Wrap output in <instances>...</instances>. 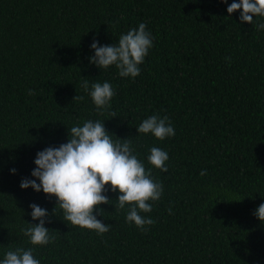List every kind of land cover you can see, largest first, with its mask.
Returning <instances> with one entry per match:
<instances>
[{
  "label": "trees",
  "instance_id": "obj_1",
  "mask_svg": "<svg viewBox=\"0 0 264 264\" xmlns=\"http://www.w3.org/2000/svg\"><path fill=\"white\" fill-rule=\"evenodd\" d=\"M239 0H0V261L9 250L33 248L40 264H264V30L241 22ZM146 23L153 37L135 77L89 62L90 45L118 43ZM108 82L110 107L98 110L82 88ZM32 94H29V93ZM83 96V100L73 98ZM115 114V117L112 115ZM152 115L167 116L175 135L139 134ZM112 117V118H111ZM101 121L112 140L163 185L147 231L125 222L120 194L93 214L108 232L64 220L56 197L21 189L36 153L58 147L69 130ZM152 147L168 153L167 171L150 165ZM15 169V173L10 170ZM206 170V175L200 172ZM39 183V181H36ZM48 212L55 237L31 245L22 229L37 224L30 204Z\"/></svg>",
  "mask_w": 264,
  "mask_h": 264
},
{
  "label": "clouds",
  "instance_id": "obj_2",
  "mask_svg": "<svg viewBox=\"0 0 264 264\" xmlns=\"http://www.w3.org/2000/svg\"><path fill=\"white\" fill-rule=\"evenodd\" d=\"M227 2V0H221ZM240 10L241 22L253 24L254 17H264V0H239L227 7L229 16ZM257 31L264 30V22L257 23ZM153 46V37L146 30V23L130 29L119 37L118 43L98 46V41L90 45L94 55L89 57V62L99 69L115 66L120 77L135 78L140 74V65ZM82 88L88 92L93 104L98 110L110 107L115 90L108 82L91 84L83 81ZM29 94H32L31 92ZM83 100V96H75L73 100ZM115 117V114L112 115ZM111 117V118H112ZM139 134L151 133L155 138L164 140L175 135L174 127L167 116L152 115L144 119L136 129ZM111 134L106 132L101 121L87 120L83 126H74L69 130L68 140L58 147H47L36 153L35 168L31 176L35 179L24 178L20 188L31 187L34 191H42L47 196L56 197V207L62 210L64 220L71 225L82 229L95 230L97 235L109 231L111 225L104 224L93 214L97 206L110 204L112 201L104 194L105 185L111 186V191L120 193L117 197L116 208L125 210V222L134 224L137 228L147 231L146 226L153 225L155 221L141 213H150L153 204L158 201L163 193V185L152 177V169H145L144 164L133 154L129 139H116L114 142ZM150 165L162 172L167 171L166 161L168 153L160 148L152 147L147 157ZM11 169V173H15ZM200 175H206L202 170ZM39 181L37 183L36 181ZM30 215L37 224H28L22 229L29 238L31 245H47L54 242L55 237L49 234L45 225L48 216L46 209L33 203ZM254 215L264 223V203L259 205ZM0 264H40L34 258L33 248L25 250L18 247L9 250Z\"/></svg>",
  "mask_w": 264,
  "mask_h": 264
}]
</instances>
